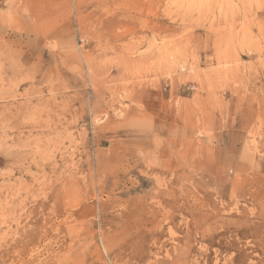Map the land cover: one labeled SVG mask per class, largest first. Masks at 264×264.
Listing matches in <instances>:
<instances>
[{"label": "rangeland", "instance_id": "374dc122", "mask_svg": "<svg viewBox=\"0 0 264 264\" xmlns=\"http://www.w3.org/2000/svg\"><path fill=\"white\" fill-rule=\"evenodd\" d=\"M0 264H264V0H0Z\"/></svg>", "mask_w": 264, "mask_h": 264}]
</instances>
